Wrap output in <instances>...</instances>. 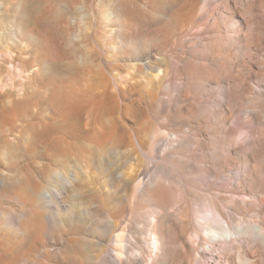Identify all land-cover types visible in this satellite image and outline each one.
I'll list each match as a JSON object with an SVG mask.
<instances>
[{"label":"bare ground","instance_id":"obj_1","mask_svg":"<svg viewBox=\"0 0 264 264\" xmlns=\"http://www.w3.org/2000/svg\"><path fill=\"white\" fill-rule=\"evenodd\" d=\"M110 1L113 7L107 14L105 8H101V5L105 7V3L66 0L62 19L57 24L62 28V34L58 38L54 36L52 42L55 43V49L43 54L42 62H39L42 64L36 62L38 52L26 40L30 38L29 32L42 23L46 6L43 3L41 6H31L27 0H15L11 19L0 20V23L6 25V29H3L7 32L6 41L10 39L8 28L13 25L15 30L11 34L27 47L23 55L26 53L30 58L20 55L17 59L22 63L28 61L26 65L34 63V68L28 75L31 84L34 81L41 83L47 96L50 82L60 83L57 88L65 90L57 93L56 99H46L48 111L40 119L41 128L35 130L23 146L15 139L6 141L9 147L3 154L15 151L13 158H19L30 151H36L37 157L42 159L36 170L39 172L41 169L42 172L48 165L50 167L58 162L59 157L65 159L74 156L77 159L76 152L82 156H92L97 145L111 141L110 147L116 148L124 142L123 135L119 133L111 117L116 96L113 97L107 89L105 68L101 61H93V55L96 54L99 59L102 54L108 55L107 53L115 56L117 45L110 41L106 44L103 40L108 32H114L113 41L125 37L126 40L121 41L123 46L130 47V57L138 61V54L141 55L143 50L148 49V41L145 39L147 36L141 37L146 27L154 26L152 39L163 40L160 42L164 43L169 31L173 29L174 21L170 17L163 20V11L158 10L159 18L153 20L148 15L132 11L124 4V0ZM213 1L217 0H183V6L190 12L193 9L202 10L205 15ZM263 1L221 0V13L219 9L215 12L218 16L212 13L210 25L207 28L203 26L210 31H207V38L203 41L206 49L203 57L197 60L191 55L179 67L162 69L161 79L163 84L166 83L165 88H169V82L165 78L172 72L178 75L179 81L174 86V91L179 101H183L182 97L188 100L189 93L196 92L203 85L208 87L202 89L201 94L217 92L216 96L207 95L204 101H192L186 105L187 114L197 112V115H192L191 120L182 118L181 108L175 109L170 118L174 126L195 122L194 128L202 130L206 138L200 140L198 133L194 132L193 137L188 140H177L179 135L176 134L175 139H170V142H177L175 153L169 155L172 164L176 170L186 173L184 178L191 183L184 179L170 181L164 170L159 171V174L157 172V175L146 182L136 176L129 181L130 208L123 206V202L118 203L117 211L108 216V242L104 246L100 244L103 247L101 254L108 253L109 249L114 251V259L106 264H264V251L261 250L264 247V63L260 61L259 54L260 48L264 47V13H261L264 10ZM174 2H166V6H173ZM223 12L228 13L227 18ZM108 23L114 29L110 27L104 31L103 25ZM243 25L248 28V33L242 31ZM256 29H259V33ZM60 40L65 42V47L62 48L58 43ZM144 55L145 60L138 61L137 69L142 71L144 67L155 68L158 75L162 68L160 58L149 52ZM62 61H66L70 67L69 77H62L58 69V63ZM21 67L24 69L23 64ZM3 68L8 69L0 65V69ZM107 71L112 73L115 67L110 66ZM42 73H47L48 76L41 77ZM116 75H111L114 81ZM252 75L255 76L253 87L250 81ZM91 76L95 78L93 82L85 84ZM211 84L213 86L209 89ZM244 88L253 90L251 97H247ZM120 90L117 87L116 92H121ZM70 92L72 95H66ZM241 100L248 102L243 108L237 107ZM152 101L159 103L158 97H153ZM6 102L8 105L0 108V133L2 128L10 129L7 124H13L19 114V105L17 108L12 100ZM139 102H144V99L141 97ZM159 138L154 134L149 136L148 153ZM188 143L197 147L203 145L206 169L201 164L202 160H195L187 167L185 162L191 160H184L180 151ZM137 146L143 157L148 158L140 143ZM1 147L4 145H0V149ZM195 168L206 179L202 182V190L206 192L204 194L195 191ZM233 168L238 174L234 183L230 182V171ZM52 177L60 188L51 185L39 191L35 181L30 186L35 196L56 206L65 194L63 187L71 183V178L62 166L54 167ZM5 178L6 170L0 169V186ZM218 179L221 180L217 181ZM220 188H226L225 194L221 193ZM187 191L193 197L192 206L185 199ZM44 192L48 195H44ZM174 203H179V208L173 215L175 220L166 228L161 225L162 218L169 216L168 210ZM247 208L254 211L248 219L245 218ZM48 216L50 214L44 215V218ZM189 217L191 220L187 223ZM124 218L131 220V225L128 223L130 226ZM18 219L20 220V216ZM32 223L24 233H29L34 246L43 226L40 217ZM15 226L20 229L23 224L19 222ZM164 231L172 237L165 239ZM20 254L19 248L14 245H1L0 264H18Z\"/></svg>","mask_w":264,"mask_h":264},{"label":"rangeland","instance_id":"obj_2","mask_svg":"<svg viewBox=\"0 0 264 264\" xmlns=\"http://www.w3.org/2000/svg\"><path fill=\"white\" fill-rule=\"evenodd\" d=\"M27 1L28 5L41 6V3H43L44 5H42L47 8L46 14L41 20L42 26L40 24L37 28H34V31H30V38L26 40L29 46L36 48L38 52L36 62L39 63L42 62L43 54L46 55L55 49V43L53 44L52 42L54 36L58 38L62 34V28L58 27L57 24L62 19L66 0ZM88 1L89 3L93 1L100 2V4L105 3V7L101 5V8H105L107 14L111 12L113 7L110 0ZM169 1H175L174 5L166 6V2ZM14 2L15 0H0V20L8 21V19H11ZM220 2L221 0L213 1L209 5L208 14L204 15L202 10L193 9L190 12L188 8L183 6V0H124V4L138 14L148 15L153 20H157L159 18L157 15L159 10L164 12L161 15L163 20L166 17H170L174 21L173 29L169 31L164 43L160 42L163 40L152 39L154 26L148 25L145 31L142 32L141 37L145 38L147 36L145 39L148 41V49L147 51L143 50L141 55L138 54L140 58L138 61L143 62L145 60L144 54L146 52L157 55L156 57L160 58L161 72L157 75V69L148 67H144L142 71H139L137 69L139 62L130 57V47H124L121 42L125 37L117 38L118 40L114 39L113 41L112 35H114V32H108L103 37V40L106 44L109 41L112 44L115 43L118 49L117 53H115V56L109 53H107L108 55L102 54L100 59L94 54L93 61L95 63L101 61L105 68L104 76L106 77L107 89L114 95L113 97L116 96V102L113 101L115 106L111 112V117L116 124L117 130L123 135L124 142L116 148L110 147L111 141L107 142V144L97 145V149L93 150L94 152L92 151V156H82L76 152L78 154L77 159L74 156H71V158L68 156L65 158L66 160L63 158L65 162L59 157V161H56L55 164H51L50 167L48 165L42 172L40 169L39 172L41 173L36 170L42 160L37 157L36 151H30L23 157L13 158L16 154L15 151L3 154L9 147L6 141L11 142L15 139L23 146L35 130L41 128L40 119L48 111L46 99H56L57 93L60 91L62 93L65 90L57 88L60 83L50 82L51 91H47V96L43 92L41 83L34 81L31 84L28 75L29 71L34 68V63L26 65L28 61L22 63L17 59L20 55L26 59L30 58L26 53L23 55L24 49L27 48L25 43L17 41L16 37L11 34L15 30L13 25L8 28L10 39L6 41L7 32L3 31V29H6V25L0 23V65L8 68L0 69V108L2 105H8L6 100H12L13 105L17 108L19 105V114L16 115V120L13 121V124H7L10 129L2 128L0 133V145H4L0 149V169H5L7 174V178L3 180L0 186V247L1 245L18 247L19 252H21L20 263L18 262V264H106L107 261L114 259V251L112 249H109V252L104 255L100 253L102 246L108 242V216L110 213L117 211L119 202H123V206L130 208L128 203L130 191L128 188L129 181L134 176L146 182L152 176L157 175V172L159 174V171L164 170L163 172L170 181H182L184 179L187 183H191V181L184 178L186 173L176 170L172 164L169 155L175 153L177 142H170V139H175L174 134H176L179 135L176 138L177 140H180V138L188 140L193 137L194 132L198 133L200 140L206 137L202 130L198 131L194 128L195 122H191L189 125L174 126L170 118L175 109L181 108L180 114L182 118L191 120L192 115H197V112L187 114L186 105L192 101L197 103L204 101L207 95L216 96L217 92L212 91L206 95L201 94L202 89L208 87L203 85L196 92H190L188 100L182 97L183 101H179L174 91V86L179 81L177 79L178 75H175L174 72L169 74L165 78V81L169 82V88H165L164 85L166 83L163 84L161 79L162 69L164 67L168 69L179 67L191 55L197 60L203 57L206 51L203 41L207 38V31L210 33L203 26L207 28L210 25L212 13H214V16H218L215 13L218 9L219 13H221ZM223 13L224 17L227 18L226 15L228 13ZM261 13H264V10ZM224 17L222 18L224 19ZM108 24L103 25L104 31L109 30L110 27L114 29V26L110 23ZM95 28L97 29V26ZM242 31L248 33L249 30L243 25ZM258 31L259 29H256V32ZM252 32L255 33L254 30ZM58 43L62 48L66 45L62 40ZM259 51V54H261L260 61L264 63V47H261ZM10 60L11 63L9 64ZM107 61H112L113 63L109 64ZM65 62L58 63V69L62 77H69L70 67ZM12 63L15 65L13 66ZM21 63L24 69L21 67ZM259 64L263 65L262 63ZM110 66L115 67V71L112 73L107 71ZM115 73L117 74L116 81L112 78ZM44 76H48V74L42 73L41 77ZM94 79V76L89 77L85 84H91ZM250 81L253 87L254 75L250 77ZM212 86L213 84L209 85V89ZM117 87L121 89V92H116ZM244 92L248 95V98L253 94V90L248 88H244ZM66 95L69 96L72 93L70 92ZM141 97L144 102H139ZM153 97H158L159 103L153 102ZM23 100L27 102L24 103ZM247 104L248 102L241 100L237 107L241 108ZM192 123L194 124L192 125ZM152 134L160 136V138L150 148L148 153V140ZM137 143H140L148 158L143 157ZM180 152V156L184 160H186L185 158L191 160L185 162L187 167L192 165L195 160H202L201 164L206 169V153L202 144L197 147L192 143H188ZM61 166L71 178V183L63 187L65 194L55 206L52 202L46 203L35 196L31 192L30 183L32 181L38 183L39 191L41 188H49L51 185H56L57 188H60L55 183L52 175L54 167ZM193 175L197 182L196 186H194L195 191L206 193L202 190L204 186L202 182L206 180L205 177L198 174L196 168L193 169ZM237 176L236 169H231L230 182L234 183ZM220 180L218 179L217 181ZM185 186L187 189L190 188L188 184ZM219 190H221L222 194L226 192V188H220ZM187 192L184 194L185 199L188 205L192 206L194 204L193 197L190 195L191 192ZM43 194L48 195L46 192ZM25 201L27 202L25 203ZM172 205L168 210L169 216L166 215L162 218L161 225L166 228L175 220L173 215L179 208V203ZM48 214L50 216L44 218V215ZM253 214L254 211H249L247 208L245 218L247 217L246 219H248ZM17 215L20 216V220ZM39 217L41 218L43 229L42 233L39 234V239H36L33 246L32 237L29 233H24V231L28 230L29 226H32L33 220ZM190 220L189 217L186 222L189 223ZM125 221L131 225V220L125 219ZM19 222H22L23 228L17 229L15 224ZM187 223H184V225ZM171 237L164 231L165 239ZM100 244L103 245L101 246ZM261 250L264 251V247H261Z\"/></svg>","mask_w":264,"mask_h":264}]
</instances>
